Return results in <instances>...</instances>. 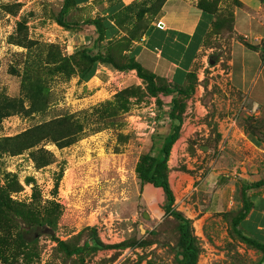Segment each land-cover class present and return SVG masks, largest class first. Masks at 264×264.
<instances>
[{
	"label": "rangeland",
	"instance_id": "rangeland-1",
	"mask_svg": "<svg viewBox=\"0 0 264 264\" xmlns=\"http://www.w3.org/2000/svg\"><path fill=\"white\" fill-rule=\"evenodd\" d=\"M63 1L0 0V112L6 101L17 98L22 103L0 120V183L15 201H31L37 188L42 202L55 201L61 208L57 229L36 232V242L23 245L15 236L0 240V264H180L177 221L164 212V191L155 187L147 195L136 173L140 156L151 147L156 154L163 143L160 136L169 132L172 96L153 93L136 73L113 74L107 82H80L71 67L75 53L84 47L105 53L123 48L117 60L127 63L124 56L132 49L128 44L135 40L132 30L137 26L141 35L156 20V0L132 2L128 17L114 22L116 37L103 41L97 40L96 25L89 23L104 17L101 1L72 8L66 15L70 29L58 22ZM184 1L213 10L215 18L193 67V94L179 98L183 130L190 125L195 132L186 144L174 145L169 160L177 207L193 219L202 247L199 264H253L261 253L241 249L245 247L231 217L204 212L213 204L215 165L218 178L240 171L230 168L236 158L247 166L250 159L264 158V149L242 134L218 138L219 130L228 133L236 122L245 131L250 124L264 128V89L254 91L264 85V61L235 29L229 30L234 13V27L237 21L255 43L264 35V21L255 12L254 20L242 11L236 17L241 8L237 0ZM180 17L178 12L167 22L177 27ZM224 18L229 21L217 27L215 22ZM166 64L162 61L158 72L165 75ZM146 70L153 72V67ZM60 117L75 119L73 127L84 126L85 134L64 148L42 141L38 148L54 154L51 164L38 168L33 149L14 155L5 148L4 138ZM93 229L105 248L88 250ZM59 240L86 249L69 257L59 252Z\"/></svg>",
	"mask_w": 264,
	"mask_h": 264
},
{
	"label": "trees",
	"instance_id": "trees-1",
	"mask_svg": "<svg viewBox=\"0 0 264 264\" xmlns=\"http://www.w3.org/2000/svg\"><path fill=\"white\" fill-rule=\"evenodd\" d=\"M166 1L167 0H156L153 4V9L161 11ZM237 1L240 3L239 0ZM262 1L264 2V0ZM80 4L81 3H79L78 0H64L58 18L59 24L68 29L72 28V23L66 20V15L72 8L79 7ZM198 7L203 10L205 17L203 20L204 23L200 24L198 31H196L191 37V40H196V47H194V44L190 43L188 46H179H183L180 50L183 54L182 57L184 58V62H186V66L178 68L172 81H169L166 77L160 76L155 72L146 70V68L136 59L138 52L137 49H134L133 47L136 38L139 37L140 40L143 35L147 34L151 36L152 42L158 39V37L151 32L153 27L150 28V33L148 34V28L151 23L145 26L141 35H139L137 31V26L132 30L131 38L135 40H132L131 43L129 42L128 44L132 46V49L129 51V55L124 56V58L127 57L129 59L127 63L122 64L117 60L116 54L118 52H123V48L118 49L116 52H109L110 50H108L105 53L103 51L93 52V50L88 47H84L82 50L77 51L75 53V59L71 62V67L74 70L72 75L76 73L75 75L80 78V82L90 81L95 76L98 67L103 64L120 71L136 70L139 78H142L148 83L149 89H151L153 93L157 95H159V93H164L172 96L171 108L169 110V132L164 136H160V138L163 137V143L160 145L156 154L153 152V147H151L148 152L140 156L136 165V173L142 188H144L146 184H152L154 187L162 188L164 191V212L166 216H171L177 221L176 227L179 235L175 249L177 260L180 264H199V258L202 253L201 241L195 233L193 219L188 217L182 210L178 209L176 195L172 188L169 176V160L172 148L181 136V128L183 124L184 111L183 107H180V102L184 95L193 94L195 82L197 80L196 74L193 70H190V66L194 58L198 55L197 50L201 46L202 40L207 33V26H211L214 22L213 19L215 18L213 10L202 7L200 3H198ZM118 8H120V6L112 9L110 14L115 12ZM128 12L122 15L116 20V22L121 19H126L128 17ZM231 15L233 23L229 28L230 31L235 29L234 13ZM112 19V15H109V17L104 16L100 18V21L89 22L90 24L96 25V31L98 32L97 40L103 41L105 39L116 37L119 30L117 29L118 26L111 22ZM206 20H209V22ZM227 21L229 20L224 18L216 21L215 25L221 27ZM204 24L206 27L203 30L202 26ZM242 37L248 48L258 50L262 53V58L264 60V42L256 43L257 41H255V43H253L245 36ZM74 64H76V66ZM160 104L162 103L160 102ZM20 106H22V103L17 98L6 101L0 112V120L11 115L12 112L19 109ZM250 121L253 122V118ZM261 121H264V118H262ZM75 122L76 120H72L71 117L55 118L28 129L16 136L4 138V146L14 155L33 149L31 155L34 163L38 168H43L54 161V154L45 147L40 146V148H38V146L42 141L44 142L46 140L53 141L54 144L60 148L76 143L85 134V129L84 126L74 128L73 126L75 125ZM254 128L255 125L250 124L246 131L247 135L257 146H262L264 142V128L262 130H256ZM258 135H260V137H258ZM221 137L222 135L218 134V138ZM35 147L37 148L35 149ZM30 179L31 178H29V180ZM260 188H264V178L253 182L247 180L242 181V185L238 190V197L243 205L237 210L223 214V216L231 217L232 229L237 233L240 241L261 253L260 259L255 263L253 262V264H264V240L248 230L244 232L245 229L242 223L255 207V202L248 194V191ZM40 196L37 188H34L31 201H15L11 197L10 190L0 183V240H7L15 236L16 238H19L21 244L27 245L28 243L36 242L38 240L35 234L36 232L40 231L41 234L46 229H57L61 217V211L59 210L61 209L60 205L55 201L50 205L45 204L42 202ZM96 232V229H93V244L88 248L90 251L105 248V244L102 243ZM58 244L59 252L69 257L73 256L75 253H82L86 249L85 247H72L74 245L71 241L59 240ZM14 254H16V251Z\"/></svg>",
	"mask_w": 264,
	"mask_h": 264
},
{
	"label": "crops",
	"instance_id": "crops-1",
	"mask_svg": "<svg viewBox=\"0 0 264 264\" xmlns=\"http://www.w3.org/2000/svg\"><path fill=\"white\" fill-rule=\"evenodd\" d=\"M79 3H81L80 7H89L93 4H98L100 1L101 3L98 4L103 8L104 13L103 16L109 17V15H112L113 19L111 22L114 24V19L118 20L122 15H124L128 10L132 2L136 0H78ZM241 3V8L239 10L235 11V16H238L239 11H242L243 14H248L253 20L255 19L254 13H259V16L264 21V2L262 0H239ZM121 3V4H120ZM95 4V5H96ZM115 12L110 14V11L112 9H115L119 7ZM92 7V6H91ZM174 11V12H173ZM178 12L180 13L181 17L179 19V22L176 23V26H171L172 24H168L167 19L172 21L175 14ZM203 10L198 7L197 3H185L184 0H167L160 13L158 14L155 21H153L148 30V34L150 33V28H152L151 32L153 35L158 37L157 40L153 41L151 40V36L145 34L143 37L139 40L134 41V49H137V55L136 59L144 66V67H153V72L162 75L166 77L169 81H172L173 76L175 75L178 68H181L183 66H186V62L184 64L181 62V56L183 55L180 48H183V46L179 47L180 45H186L188 46L190 44H194L196 47V43H193L191 40V37L193 34L198 31V27L200 24L204 23ZM162 22L163 26H159L158 23ZM160 27V29H159ZM206 25L204 24L202 26L203 30L205 29ZM210 27L207 26V33L204 36L201 46L198 48L197 53H200L202 46L204 42L207 39L208 33L210 32ZM235 31L238 32L241 36H245L247 39L248 36L242 32V29L239 28V25L236 21L235 23ZM159 34V35H157ZM260 38L259 41H257ZM256 43H263L264 42V35L261 34L260 37L257 36L255 39ZM236 42V41H235ZM234 42V43H235ZM264 45V44H263ZM155 53V54H154ZM257 54H260L262 58V53L257 50ZM232 57V56H231ZM166 59V60H165ZM198 59V55L194 58L190 70H193L194 64ZM232 63H234V60L231 58ZM263 60V58H262ZM162 61H167V64L163 67L166 71L165 75L162 72H158L159 69L162 67ZM264 61V60H263ZM105 70V71H102ZM98 73L96 72L95 76L92 79L107 82L108 76H112L113 74L123 76L125 73H136V70H129V71H120V70H111L109 66H105L101 64L98 69ZM101 72H104L105 74H102ZM107 74V75H106ZM93 80L91 83L95 84L97 81ZM260 89H264V85H261L260 87L254 88V91H259ZM184 123V122H183ZM183 127H185V124H182L181 128V136L178 138L175 144H186L184 142H188L190 139V135L193 134L195 131L192 130L191 126H188V129L185 131L183 130ZM234 128V129H232ZM233 131V132H232ZM222 137H227L229 133L233 134H242L246 138H248L249 142L253 143L245 130H243L239 125H237V122L234 123V125H231L228 133H223L221 130H219ZM187 135V136H186ZM231 142H234V139L231 140ZM174 144V145H175ZM257 148H263L264 149V142L263 145L258 147L255 143H253ZM174 147V146H173ZM173 152V148H172ZM171 152V153H172ZM236 164L232 163L233 166L230 168H238L240 171L236 172H227L224 174H220L219 177H215V169L216 165L214 166V172H212V178H213V188L210 190L213 191V204L211 207L208 208L204 214H219V216H223L224 213L229 211H234L239 209L243 203L238 197V190L240 189L242 185V181L247 180L250 182L258 181L262 178H264V158L260 159L259 161H249V166H247L248 162H240L237 158ZM246 161V160H245ZM170 167V164H169ZM229 168V169H230ZM230 169V170H231ZM171 173V171H170ZM220 173V172H219ZM224 175L226 176V179H223V184L220 182V177ZM170 176V182L173 188V182L171 180ZM201 187H203V191L206 190L207 185L205 182L202 183ZM145 191L147 195H152V192L154 191V186L152 184H146L144 186ZM161 190V189H160ZM174 190V189H173ZM175 192V191H174ZM248 194L253 198L255 202V207L252 210V212L248 215V217L243 221L242 225L244 226V232L246 230L252 232L253 234L259 236L264 240V188L260 189H253L249 190ZM176 195V194H175ZM177 204V199H176ZM198 213V212H197ZM199 214V213H198ZM203 216V215H202ZM189 217V216H188ZM191 217V216H190ZM201 220V218H200ZM245 248H241L244 251H249L252 253H255L257 250L252 249L248 247L244 242L242 243ZM261 256V255H258ZM257 260V259H254Z\"/></svg>",
	"mask_w": 264,
	"mask_h": 264
},
{
	"label": "clouds",
	"instance_id": "clouds-1",
	"mask_svg": "<svg viewBox=\"0 0 264 264\" xmlns=\"http://www.w3.org/2000/svg\"><path fill=\"white\" fill-rule=\"evenodd\" d=\"M159 23H160V22H159ZM161 24H162V22H161ZM161 24H158V25L160 26Z\"/></svg>",
	"mask_w": 264,
	"mask_h": 264
}]
</instances>
